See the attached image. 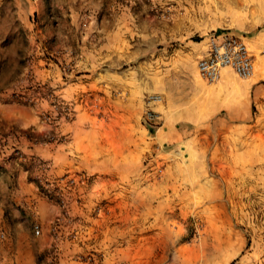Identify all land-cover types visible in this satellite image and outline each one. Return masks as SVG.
Here are the masks:
<instances>
[{
	"label": "rangeland",
	"instance_id": "rangeland-1",
	"mask_svg": "<svg viewBox=\"0 0 264 264\" xmlns=\"http://www.w3.org/2000/svg\"><path fill=\"white\" fill-rule=\"evenodd\" d=\"M218 31L264 64V0H0V264H264V78L198 77Z\"/></svg>",
	"mask_w": 264,
	"mask_h": 264
},
{
	"label": "built area",
	"instance_id": "built-area-1",
	"mask_svg": "<svg viewBox=\"0 0 264 264\" xmlns=\"http://www.w3.org/2000/svg\"><path fill=\"white\" fill-rule=\"evenodd\" d=\"M203 43L204 50L195 65L198 77L213 82L219 78L223 69L229 70L239 79L251 76L252 56L241 36L229 31H218L206 35ZM33 233L39 234L36 226Z\"/></svg>",
	"mask_w": 264,
	"mask_h": 264
},
{
	"label": "bare ground",
	"instance_id": "bare-ground-1",
	"mask_svg": "<svg viewBox=\"0 0 264 264\" xmlns=\"http://www.w3.org/2000/svg\"><path fill=\"white\" fill-rule=\"evenodd\" d=\"M256 68L254 69V71L252 70V73H251V76L250 77H254L256 76V74H260V77H263L264 78V64H263V61L261 58L257 57L256 58ZM225 69H223L221 72H220V75L222 74V72L224 71ZM35 118V117H34ZM33 118L31 117L29 120L31 121Z\"/></svg>",
	"mask_w": 264,
	"mask_h": 264
},
{
	"label": "crops",
	"instance_id": "crops-1",
	"mask_svg": "<svg viewBox=\"0 0 264 264\" xmlns=\"http://www.w3.org/2000/svg\"><path fill=\"white\" fill-rule=\"evenodd\" d=\"M200 43H202V47H201V52H200V55L198 56V58L202 55V52L204 50V43L203 41H201ZM197 61V60H196ZM196 70V69H195Z\"/></svg>",
	"mask_w": 264,
	"mask_h": 264
},
{
	"label": "trees",
	"instance_id": "trees-1",
	"mask_svg": "<svg viewBox=\"0 0 264 264\" xmlns=\"http://www.w3.org/2000/svg\"><path fill=\"white\" fill-rule=\"evenodd\" d=\"M232 33V32H231Z\"/></svg>",
	"mask_w": 264,
	"mask_h": 264
}]
</instances>
